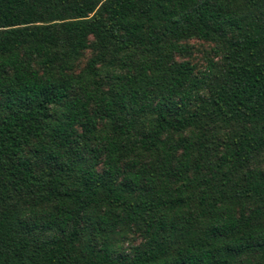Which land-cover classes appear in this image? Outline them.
<instances>
[{
    "label": "trees",
    "instance_id": "16d2710c",
    "mask_svg": "<svg viewBox=\"0 0 264 264\" xmlns=\"http://www.w3.org/2000/svg\"><path fill=\"white\" fill-rule=\"evenodd\" d=\"M0 264H264V0H0Z\"/></svg>",
    "mask_w": 264,
    "mask_h": 264
},
{
    "label": "rangeland",
    "instance_id": "374dc122",
    "mask_svg": "<svg viewBox=\"0 0 264 264\" xmlns=\"http://www.w3.org/2000/svg\"><path fill=\"white\" fill-rule=\"evenodd\" d=\"M192 45V52L190 54L184 55L185 59L190 60L195 64L196 72L201 73L206 70L208 65V60L212 56V44L209 42H204L202 40H192L190 41ZM91 55V51L86 50L82 57V63Z\"/></svg>",
    "mask_w": 264,
    "mask_h": 264
}]
</instances>
